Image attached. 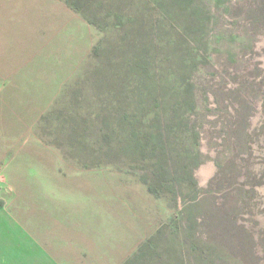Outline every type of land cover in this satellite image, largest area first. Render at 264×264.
I'll list each match as a JSON object with an SVG mask.
<instances>
[{
	"label": "rangeland",
	"instance_id": "rangeland-1",
	"mask_svg": "<svg viewBox=\"0 0 264 264\" xmlns=\"http://www.w3.org/2000/svg\"><path fill=\"white\" fill-rule=\"evenodd\" d=\"M78 2L76 74L32 122L0 114L31 132L0 148V210L91 206L132 234L119 264L153 235L146 264H264V0Z\"/></svg>",
	"mask_w": 264,
	"mask_h": 264
},
{
	"label": "crops",
	"instance_id": "crops-1",
	"mask_svg": "<svg viewBox=\"0 0 264 264\" xmlns=\"http://www.w3.org/2000/svg\"><path fill=\"white\" fill-rule=\"evenodd\" d=\"M86 26L62 0H0V114L19 127L50 106L84 61ZM10 128L0 130L2 149L31 137ZM6 155L0 150V170L17 163ZM100 214L83 208L70 227L62 214L0 210V264H119L131 250L132 234L101 232Z\"/></svg>",
	"mask_w": 264,
	"mask_h": 264
},
{
	"label": "trees",
	"instance_id": "trees-1",
	"mask_svg": "<svg viewBox=\"0 0 264 264\" xmlns=\"http://www.w3.org/2000/svg\"><path fill=\"white\" fill-rule=\"evenodd\" d=\"M68 7H70L72 10H74V11H78V12H81L82 13V3L81 2H78V0H62ZM80 1V0H79ZM82 15L85 17V15L82 13ZM86 18V17H85ZM87 19V18H86ZM88 22L89 23H91V24H93V25H95L94 24V22L93 21H91V20H89L88 19ZM148 190H149V192L150 193H152V194H155L156 196H157V192H156V188L153 186V185H149V187H148ZM173 192H175L174 190H172ZM205 192H207V191H205ZM178 196L181 198V197H183V196H181V194H178ZM196 196V198L199 196L198 194H196L195 195ZM176 195H174L173 196V199H176ZM182 199V198H181ZM183 202H184V204L186 203L185 202V200H184V197H183ZM195 200V199H194ZM194 203H196V202H193V201H191V202H189L188 204H191V205H193ZM157 233H159V230L156 232V234ZM154 244H155V236L153 235V236H151L150 238H148L146 241H144V242H142L139 246H138V248H137V250H136V252L132 255V256H130V257H128V258H126L121 264H141V263H144V264H146L145 262L147 261V260H144L145 258V255H147V254H145L146 253V250L148 249V248H151L152 246H154Z\"/></svg>",
	"mask_w": 264,
	"mask_h": 264
}]
</instances>
